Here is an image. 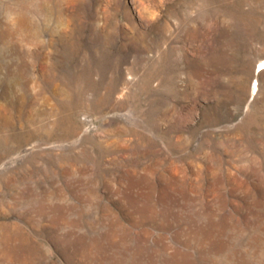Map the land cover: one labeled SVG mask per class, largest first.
<instances>
[{"label":"rangeland","instance_id":"374dc122","mask_svg":"<svg viewBox=\"0 0 264 264\" xmlns=\"http://www.w3.org/2000/svg\"><path fill=\"white\" fill-rule=\"evenodd\" d=\"M0 264H264V0H0Z\"/></svg>","mask_w":264,"mask_h":264}]
</instances>
